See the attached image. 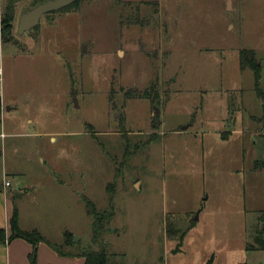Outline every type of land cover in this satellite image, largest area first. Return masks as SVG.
<instances>
[{
    "label": "rangeland",
    "instance_id": "rangeland-1",
    "mask_svg": "<svg viewBox=\"0 0 264 264\" xmlns=\"http://www.w3.org/2000/svg\"><path fill=\"white\" fill-rule=\"evenodd\" d=\"M78 2L18 35L20 14L41 3L1 0L0 18L12 6L2 92L15 106L3 124L26 136L3 146L0 166L12 193L30 189L15 203L21 225L54 244L67 232L77 252L91 241L86 198L113 209L102 238L120 264H264L247 249L264 223V171L253 169L263 102L239 66L254 50L264 92V0H233V11L224 0ZM171 210L187 216L181 226L165 225ZM191 222L173 253L166 237Z\"/></svg>",
    "mask_w": 264,
    "mask_h": 264
},
{
    "label": "trees",
    "instance_id": "trees-1",
    "mask_svg": "<svg viewBox=\"0 0 264 264\" xmlns=\"http://www.w3.org/2000/svg\"><path fill=\"white\" fill-rule=\"evenodd\" d=\"M52 0H39L40 3L48 2ZM78 1L74 2L70 6L59 10L69 11L74 9L78 5ZM12 20V6L7 5L4 9L3 15L0 18V25L2 26V31L0 33L2 42L11 41V33L9 22ZM239 66L242 70L249 69L253 72L254 77V91L256 96L263 102V112H264V92L260 89V76H261V65L256 59L254 50L243 49L239 52ZM144 98H149V96L144 94ZM256 120V119H255ZM264 126V115L261 119L256 120ZM0 122H1V102H0ZM159 123H153L152 128H158ZM227 139V136H222ZM253 169L255 171H264V160L255 161ZM2 183L0 182V193L3 192ZM85 203V210L89 217L92 218V235L90 245L88 247L80 248L77 252H71L73 247L77 244L73 241L72 235L69 233L64 234V240L60 244H54L46 240L38 231L32 230L29 232H22L18 227V210L14 206L12 216L10 219V230L11 234L7 236L6 232L0 228V244H6L13 241L16 238L23 239L32 245V251L29 255L30 264H36V248L41 242L47 244L50 249L61 256L69 257H81L84 259V264H120L115 259V255L108 252L107 243L104 242L102 238L103 234L110 231L109 224L114 216L113 209L109 208V212H98L91 201L83 198ZM264 222V221H263ZM169 232V230H167ZM181 234V239L183 237ZM255 244L248 245V250H256L264 252V223L261 229L255 230ZM96 248V249H95ZM67 249V250H65ZM70 250V251H68ZM206 264H211L209 260Z\"/></svg>",
    "mask_w": 264,
    "mask_h": 264
},
{
    "label": "crops",
    "instance_id": "crops-1",
    "mask_svg": "<svg viewBox=\"0 0 264 264\" xmlns=\"http://www.w3.org/2000/svg\"><path fill=\"white\" fill-rule=\"evenodd\" d=\"M224 4L226 3L227 8H224L225 11H233L235 6L233 3V0H224ZM0 5H1V0H0ZM239 6V3H237ZM236 5V6H237ZM234 27L232 25L226 26V32L233 30ZM234 32V31H233ZM255 55H257L255 53ZM256 59L258 61H261L257 56ZM2 83L3 79L1 82V87H0V102H1V122H0V161L3 158V146L10 141L11 139L14 138H19L20 136H26L24 134H17L14 132H9L5 133V127L3 124V121L8 118V112L14 111L15 106L13 105L10 108H7L6 103L4 102V92H2ZM7 108V109H6ZM27 123H31L30 120L26 121ZM29 136V135H28ZM0 177H2V180H0L1 183L5 182L7 180V168L5 167L4 164L0 166ZM11 172V171H10ZM9 183V188L5 190L4 192L0 193V228L3 229L7 236L11 234L10 230V219L12 216L13 208L15 206V203L18 199H21L25 195H27L30 191V189H27L25 186L18 187L17 192H11V183L7 180ZM16 207V206H15ZM17 208V207H16ZM18 210V209H17ZM19 210H18V215H19ZM188 215V214H187ZM187 216L186 215H179L173 210H171L169 213H167L166 218H165V225L169 226H175L179 227L181 226L178 224V221H181L185 219ZM21 216L19 215L18 219V227L19 230L22 232H29L32 230H37L38 227L35 226H28L24 227L21 225ZM186 220V219H185ZM195 227V223L191 222L189 223L184 231H183V237H179L176 241L173 240L172 238H167V240H171L177 245L175 246V249L173 253H182V248L183 245L184 247L186 246V241L189 239V235L191 230H193ZM46 240H48L45 236H43ZM64 240V239H63ZM62 240V242H63ZM49 241V240H48ZM32 251V245L28 243L27 241L16 238L13 241L6 243V244H0V264H30L29 261V255ZM212 261V259H210ZM209 261V260H208ZM207 261V262H208ZM206 262V263H207ZM205 263V262H203ZM205 263V264H206ZM36 264H84V259L81 257H69V256H61L54 252L50 247L47 246V244L41 242L37 245L36 248Z\"/></svg>",
    "mask_w": 264,
    "mask_h": 264
},
{
    "label": "water",
    "instance_id": "water-1",
    "mask_svg": "<svg viewBox=\"0 0 264 264\" xmlns=\"http://www.w3.org/2000/svg\"><path fill=\"white\" fill-rule=\"evenodd\" d=\"M77 1L80 0H52L37 5L29 12H22L20 14L17 26L18 35H22L37 27L39 25L40 19L44 15L58 12L59 10L64 9ZM74 102L76 103L75 99ZM157 113L158 111L156 114ZM183 130H185V128H183ZM73 241L78 242L79 240L75 237Z\"/></svg>",
    "mask_w": 264,
    "mask_h": 264
},
{
    "label": "built area",
    "instance_id": "built-area-1",
    "mask_svg": "<svg viewBox=\"0 0 264 264\" xmlns=\"http://www.w3.org/2000/svg\"><path fill=\"white\" fill-rule=\"evenodd\" d=\"M1 82H2V70L0 67V87H1ZM3 187L5 190H7L9 188V183L7 181L3 182Z\"/></svg>",
    "mask_w": 264,
    "mask_h": 264
}]
</instances>
